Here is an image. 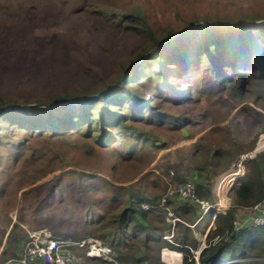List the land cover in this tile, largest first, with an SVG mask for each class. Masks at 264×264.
<instances>
[{"label":"rangeland","instance_id":"rangeland-1","mask_svg":"<svg viewBox=\"0 0 264 264\" xmlns=\"http://www.w3.org/2000/svg\"><path fill=\"white\" fill-rule=\"evenodd\" d=\"M123 14L131 19H120ZM218 19L262 23L264 0H0V259L18 253L37 229L73 241L91 236L112 247L105 226L130 197L157 201L182 181L201 184L210 200L225 180L219 194L231 206L224 184L241 178L264 152V99H241L218 78L264 72L242 50L249 40L264 44V27L250 28L241 42L217 29L208 53L203 46L199 55L174 63L150 59L149 36L161 40L192 22ZM160 72L169 88L160 84ZM130 76L115 98L111 83ZM66 94L73 97L45 105ZM102 102L121 121L112 120L110 140L97 142ZM50 121L58 127L50 130ZM216 152L225 157L213 160ZM149 218L165 227L159 209Z\"/></svg>","mask_w":264,"mask_h":264},{"label":"trees","instance_id":"trees-1","mask_svg":"<svg viewBox=\"0 0 264 264\" xmlns=\"http://www.w3.org/2000/svg\"><path fill=\"white\" fill-rule=\"evenodd\" d=\"M122 20L131 19V15L123 14L119 16ZM252 27H264V22L256 24H242L238 21L222 20L218 19L216 21H205L204 24L190 23L181 31L169 33L164 39H154L149 36L151 41V48L153 49L150 53V59H157L158 63L164 61L166 64L170 62H176L178 59H184L189 56L199 55L201 52L200 48L205 47L203 51L208 53L210 49L215 46L216 41L219 36L216 34L217 29H224L226 31H231L235 34L237 41L241 42L247 39V33ZM262 32H258L257 36L260 38ZM253 37V34L250 35ZM195 41V42H193ZM212 41V43H209ZM252 40L242 49L244 50L243 55L247 56V62H250L254 67L264 68V44H252ZM224 46V43L221 42ZM221 46V47H222ZM225 47V46H224ZM223 47V48H224ZM257 49L259 51L258 57L256 54L252 53V49ZM229 48L225 47L222 53H226ZM240 50V49H238ZM251 52L252 54H248ZM239 55V57L243 56ZM155 73H153L154 75ZM132 75L136 78L138 83L141 82V78L132 71ZM152 75V74H151ZM167 73L160 72V84L162 87L169 88L171 84H167ZM131 76L124 80L123 82L117 83L118 79H115L110 87H113L112 91H115L114 97L118 98L119 94L123 90L124 83L129 81ZM219 84L226 86L231 91H235L239 96L247 98L248 96H253L255 99H264V72L245 74L244 72L237 73V76L230 78L226 75L223 78H218ZM128 88V87H127ZM72 95H63L60 97H54L50 99L45 105L52 107L58 102L69 101ZM133 99L141 100V103L145 105V102L140 96H134ZM191 98L187 100L190 102ZM16 105V109L24 110L29 108L27 105L13 103ZM60 107V106H59ZM50 109H48V114L50 115ZM2 111H0L1 116ZM96 121V141H108L111 139L110 127L112 120L114 119L116 123L121 121L116 116L115 111L110 110L105 102H102L101 107L98 111ZM50 130H54L58 125L50 121ZM147 139H151L152 143L155 145L153 139L148 135ZM225 157L221 152H216L212 155L213 160L216 158ZM211 158V159H212ZM219 164V160L215 165ZM231 164L228 161L224 164L218 172H211V176H217L219 172L224 171ZM210 168H214L213 162L210 164ZM212 170V168H211ZM211 176L209 178H211ZM207 178V184H210L211 180ZM183 182V181H182ZM196 194L199 198L205 199L202 196H208L201 184H195ZM231 206L225 210L224 214L219 215L215 222V229L210 235H208L206 240V247L201 251L199 256V264H220L225 262V257L228 256V261L241 260L238 263L233 264H264V225L256 227H245L240 229L238 232H233L232 224L237 209H249L253 205L264 202V152L258 154L254 159H252L249 165L246 166L245 174L239 178V185L233 187L230 190ZM141 196L130 197L128 204L122 208L120 211L115 213L111 217V221L105 226V229L111 230L113 242H112V256L114 259L118 260L122 264H162L158 259V254L162 247L166 244L160 239V234L163 232L164 228L157 227L153 224L152 220L149 218L151 210H144L142 208L143 203H148L147 199L140 198ZM208 200V199H205ZM177 213L181 218L192 221L196 218L198 210H194L193 206H187L183 204L181 207L177 208ZM188 215V216H187ZM183 216V217H182ZM184 219V218H183ZM13 225L11 231L13 230ZM104 229V226L102 227ZM175 241L179 245H186L187 243L192 244V239L188 235L187 229L179 225L177 226ZM10 231V233H11ZM109 232L103 233L100 238L102 240H108ZM143 237V238H142ZM135 240L137 244H129L128 240ZM111 244V241H110ZM136 247V249H133ZM175 252L169 253L164 251L165 260L172 264H175L173 259H169V254L175 256L180 255L186 259L185 264H192L187 261L185 255L181 253V248L168 245ZM193 247H196L195 244ZM130 251V252H128ZM180 253V254H179ZM17 254V253H16ZM13 255V254H12ZM259 258V259H254ZM243 259V260H242ZM246 260V261H245ZM86 262H99L100 261H88ZM84 263V264H85ZM34 264V263H31Z\"/></svg>","mask_w":264,"mask_h":264},{"label":"built area","instance_id":"built-area-1","mask_svg":"<svg viewBox=\"0 0 264 264\" xmlns=\"http://www.w3.org/2000/svg\"><path fill=\"white\" fill-rule=\"evenodd\" d=\"M234 175V174H233ZM238 175V173H235ZM234 175V176H235ZM239 177L231 178V183L227 181V191L236 185ZM216 184V196L210 200L199 198L196 194V186L193 182L185 181L176 183L166 190L165 194L157 201L142 204L144 210L159 209L164 215L165 227L161 234V239L168 245L181 248L187 261L198 264V256L195 251L186 245H179L175 241L177 226L179 224L188 225L177 213L176 202L187 204L198 209L199 220L212 216L221 215L227 210L225 199L220 196V184ZM233 185V186H232ZM238 186V183H237ZM220 189V190H219ZM175 205V207L173 206ZM173 206V207H172ZM264 225V202H259L241 216L234 219L232 224L233 232H238L245 227H256ZM82 250V255L77 257L74 250ZM100 261V264H122L112 256V248L109 244L97 238L88 236L79 240H70L53 236L45 229L32 230L20 250L15 255H8L0 259V264H84L85 261ZM234 263L233 261L225 262ZM220 263V264H225Z\"/></svg>","mask_w":264,"mask_h":264},{"label":"crops","instance_id":"crops-1","mask_svg":"<svg viewBox=\"0 0 264 264\" xmlns=\"http://www.w3.org/2000/svg\"><path fill=\"white\" fill-rule=\"evenodd\" d=\"M229 192L227 190H225L224 196H227V194H229ZM226 198L227 197H224V199H226ZM245 211H246V209H237L235 212V216H238V215L243 216L244 213H246ZM222 214H224V213H222ZM218 216L212 217L210 215V216L204 217V218L199 220L198 214H197L196 218L194 220H192V221L187 220L188 225H182L187 229L188 235L192 239V244L187 243L186 246L190 247L191 249H193L195 251L196 255L198 256V259H199L201 251L206 247V240H207L208 235H210L212 233V231L215 229V222H216ZM177 232H179V229H178V231H176V233ZM160 239H161V236H160ZM161 241L163 242V244H166V245L161 248V250L158 254V259H159L160 263H162V264H172L168 260L167 261L165 260L163 253H164V251H168L169 253H172V252H175L176 250H172L170 247H168V244L165 241H163L162 239H161ZM176 241H177V239H176ZM194 244L196 247H193ZM169 255H170L169 259H173V260L175 259V264H185V261H186L185 258H182V257L178 258L177 256H175L173 254H169ZM225 258L228 259V256ZM227 259H225V262L228 261ZM254 259L257 260L259 258H254ZM239 261H241V260H235L233 262L238 263ZM198 264H199V262H198Z\"/></svg>","mask_w":264,"mask_h":264},{"label":"bare ground","instance_id":"bare-ground-1","mask_svg":"<svg viewBox=\"0 0 264 264\" xmlns=\"http://www.w3.org/2000/svg\"><path fill=\"white\" fill-rule=\"evenodd\" d=\"M177 257H178V258H181L182 256H180V255H177ZM182 258H183V257H182ZM174 261H175V259H174Z\"/></svg>","mask_w":264,"mask_h":264}]
</instances>
